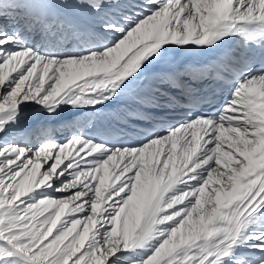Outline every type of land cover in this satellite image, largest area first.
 <instances>
[{"label":"snow or ice","instance_id":"1","mask_svg":"<svg viewBox=\"0 0 264 264\" xmlns=\"http://www.w3.org/2000/svg\"><path fill=\"white\" fill-rule=\"evenodd\" d=\"M0 264H264V0H0Z\"/></svg>","mask_w":264,"mask_h":264}]
</instances>
